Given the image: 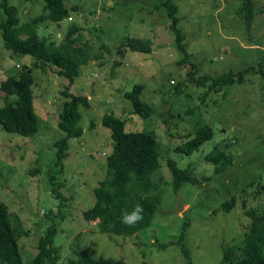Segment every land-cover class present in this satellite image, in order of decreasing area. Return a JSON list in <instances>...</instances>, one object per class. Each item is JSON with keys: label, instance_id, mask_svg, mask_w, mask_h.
<instances>
[{"label": "rangeland", "instance_id": "obj_1", "mask_svg": "<svg viewBox=\"0 0 264 264\" xmlns=\"http://www.w3.org/2000/svg\"><path fill=\"white\" fill-rule=\"evenodd\" d=\"M62 1L77 10L59 25L44 21L37 33L59 44L69 27L79 29L73 39L83 45L89 60L79 66L70 90L86 95L90 107H79L83 133L68 140L61 167L55 164V141L63 135L57 127L63 75L46 65L32 68L38 121L34 135L0 127V202L19 234L23 263H30L50 224L56 227L54 264L86 255L129 264H220L228 245L233 246V260L241 257L250 221L246 211L264 215V78L257 69L259 64L264 73V0H253L248 31L242 0H173L185 59L175 45L166 10L155 9L156 0ZM8 3L16 7L19 24L46 13L44 0ZM134 37L147 39V45L130 46L127 39ZM1 43L0 37V81L35 61ZM248 64L256 70L244 73L242 82L218 89L210 88L211 80L197 84L185 79L187 70L196 78ZM134 84L143 85L140 97L152 107L150 116H138L124 97ZM5 98L0 91V105ZM105 114L123 119L126 131L152 134L158 144L159 165L151 180L152 187L159 186L161 200L150 225L129 235L102 232L97 220L83 216L93 206L94 188L105 178L112 153L111 129L102 122ZM204 125L212 128L211 138L189 154L175 150ZM215 146L233 160L220 174L205 159ZM168 159L178 168L189 167L198 183H182L175 191ZM54 187L62 198L53 194ZM232 196L234 206L223 209ZM181 231L186 257L177 242Z\"/></svg>", "mask_w": 264, "mask_h": 264}, {"label": "trees", "instance_id": "obj_2", "mask_svg": "<svg viewBox=\"0 0 264 264\" xmlns=\"http://www.w3.org/2000/svg\"><path fill=\"white\" fill-rule=\"evenodd\" d=\"M253 0H242L244 12V26L248 31L252 19ZM77 7L67 8L62 0H44L45 15L33 18L27 23L19 24L17 9L10 5L8 0H0L1 15L0 37L1 45L14 53L32 55L35 61L32 65L22 64L15 74H9L0 81V91L6 95L3 104L0 105V127L6 132L19 134L20 136H32L37 132L38 121L33 107L34 82L32 68L46 65V67L60 75L65 82L62 84L60 93L62 102L58 113L57 127L63 135L55 141L56 157L55 164L62 165L65 150L70 138H78L83 129L79 125L81 113L79 107L89 108L88 97L73 93L70 88L79 72V66L88 62L89 57L86 49L81 44H76L73 34L79 29L75 26L68 28L61 43L40 36L37 29L44 21L60 24L67 20L70 12L76 11ZM164 8L168 19L169 28L174 35L177 50L182 53L181 59L187 58L182 34L177 28V6L173 0H156L155 9ZM132 44H145L147 39L134 37L127 39ZM118 51L121 52L119 46ZM179 59V61H181ZM46 63V64H45ZM258 70L264 73L259 68ZM253 64H248L237 70L227 69L220 74H199L196 78L186 71V81L193 83H206L211 80L210 88H217L225 84L232 85L242 82L243 75L254 72ZM264 88V84H263ZM143 85L134 84L123 95L132 104L134 112L138 116L146 117L152 114V107L143 101L140 94ZM102 122L111 129L113 140L112 153L107 157L106 176L99 186L94 188L95 201L93 206L83 212L86 220H97V226L102 232H112L120 235H129L140 231L150 225L152 216L161 200V191L158 185L152 187L151 177L158 168V151L155 137L147 132L126 131L124 120L112 114H105ZM212 137V128L204 125L192 137L187 138L182 144L177 145L175 150L183 154H189L197 149L205 140ZM205 159L214 164L215 174H220L228 168L233 160L219 146H215L205 154ZM167 165L173 181V189L176 191L182 183L197 184L198 180L191 175L189 167L178 168L174 160L168 159ZM153 190V193L150 190ZM53 194L62 198L59 188L52 189ZM141 205L144 209L143 220L133 227L121 223L120 217L124 212H131L135 205ZM235 204L234 196L222 204L225 210L231 209ZM250 217L249 225L243 234L240 249L242 256L233 260L231 252L233 246L224 248L220 264H264V215L252 211H246ZM56 233L54 224H50L44 230L37 243V252L28 264H54L58 258V248L53 245ZM19 234L11 223L8 208L0 202V264H24L18 245ZM182 231L178 235L177 242L186 257L187 253L181 243ZM165 246V244L160 245ZM68 264H129L123 259L112 257H97L86 255L78 260H70ZM185 264H189L186 262Z\"/></svg>", "mask_w": 264, "mask_h": 264}, {"label": "clouds", "instance_id": "obj_3", "mask_svg": "<svg viewBox=\"0 0 264 264\" xmlns=\"http://www.w3.org/2000/svg\"><path fill=\"white\" fill-rule=\"evenodd\" d=\"M143 207L139 204L133 207L131 212H124L120 217L121 223L128 227H133L143 220Z\"/></svg>", "mask_w": 264, "mask_h": 264}, {"label": "built area", "instance_id": "obj_4", "mask_svg": "<svg viewBox=\"0 0 264 264\" xmlns=\"http://www.w3.org/2000/svg\"><path fill=\"white\" fill-rule=\"evenodd\" d=\"M171 82H173V80H171Z\"/></svg>", "mask_w": 264, "mask_h": 264}]
</instances>
